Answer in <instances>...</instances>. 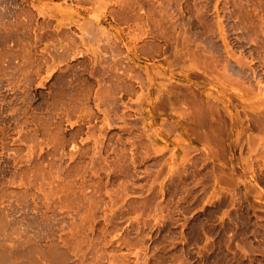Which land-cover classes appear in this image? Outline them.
<instances>
[{
    "label": "rangeland",
    "instance_id": "obj_1",
    "mask_svg": "<svg viewBox=\"0 0 264 264\" xmlns=\"http://www.w3.org/2000/svg\"><path fill=\"white\" fill-rule=\"evenodd\" d=\"M0 264H264V0H0Z\"/></svg>",
    "mask_w": 264,
    "mask_h": 264
}]
</instances>
